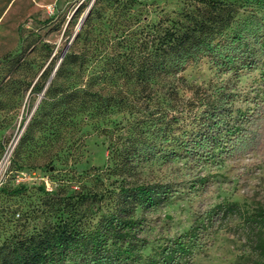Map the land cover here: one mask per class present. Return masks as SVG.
Segmentation results:
<instances>
[{"label":"trees","instance_id":"16d2710c","mask_svg":"<svg viewBox=\"0 0 264 264\" xmlns=\"http://www.w3.org/2000/svg\"><path fill=\"white\" fill-rule=\"evenodd\" d=\"M137 4L139 0H93L80 28L70 33L31 86L42 95L17 143L21 147L39 130L46 131L45 138L57 145L47 153L51 165L55 157H68L81 145L78 129L89 122L107 138L113 187L87 188L79 198L86 208L82 213L57 200L36 230L0 244V264H130L128 252L132 255L130 250L139 246L132 232L138 212L160 205L171 190L167 183L141 178L145 161L173 158L176 148L199 159L264 149V98L243 115L248 125L242 127L241 118L224 107L223 92L212 95L182 74L185 65L203 56L227 69L253 67L255 54L243 53L238 39L248 34L260 39L264 24L240 26L239 6L231 0H186L154 23L141 18L143 6L134 9ZM261 45L264 49V38ZM43 46L50 55L54 45ZM261 79L264 94V68ZM186 89L195 96L189 102L201 107L192 126L184 116ZM90 171L96 182L104 180L96 168L86 171L87 177ZM95 205L103 213L91 229L88 209ZM229 218L238 220L254 264H264L262 207L248 213L235 201L220 202L197 220V236L201 226ZM195 233L191 227L162 244L158 257L144 264L181 263L180 257L193 248ZM139 259L132 264H140Z\"/></svg>","mask_w":264,"mask_h":264},{"label":"rangeland","instance_id":"374dc122","mask_svg":"<svg viewBox=\"0 0 264 264\" xmlns=\"http://www.w3.org/2000/svg\"><path fill=\"white\" fill-rule=\"evenodd\" d=\"M139 1L141 4L134 9L143 6L141 18L154 23L160 16L182 8L186 0ZM231 1L239 6L236 17L240 26L243 23L247 27L258 25L260 21L264 24V0ZM81 2L82 12L79 10L73 16ZM92 2L0 0V244L36 230L57 200L67 203L68 209L73 207L82 213L86 208L79 198L87 188H95V184L99 189L113 187L109 183L114 176L107 168V138L89 122L78 129L81 145L68 157L66 154L65 158L55 157L51 165L47 153L55 151L57 145L45 138L49 137L46 131L41 129L34 140L21 147L17 145L42 95L37 89L32 91L31 86L67 42L70 33L80 28V18ZM259 35L260 39L250 34L238 39L243 53L255 54L253 67L238 68L236 65L227 69V65L203 56L185 65L182 73L187 82L207 88L206 91L214 92L212 95L223 92L224 107L241 118L242 127L248 125L247 116L243 115L264 98L261 84L264 26ZM45 42L54 45L48 56L43 46ZM182 95L185 102L195 97L188 89ZM200 108L188 103L184 116H188L189 126L199 120ZM175 150L177 155L173 158L148 160L139 169L144 181H161L171 190L163 203L138 212L139 223L132 232L133 242L139 246L130 250L132 255L128 252L126 261L135 263L132 259L139 256L138 262L144 264L149 258H157L162 244L192 227L196 231L193 248L180 257L179 264H254L244 243L243 231L236 226L238 220L229 218L213 225L205 224L198 228V236L196 224L220 202L235 201L248 213L256 207L264 209V149L203 159L186 157L181 149ZM90 168L102 171L104 180L96 182L92 171L87 177L85 172ZM88 212L92 213V229L103 210L95 205Z\"/></svg>","mask_w":264,"mask_h":264},{"label":"water","instance_id":"95a60500","mask_svg":"<svg viewBox=\"0 0 264 264\" xmlns=\"http://www.w3.org/2000/svg\"><path fill=\"white\" fill-rule=\"evenodd\" d=\"M88 9H89V7L86 9V12H85V13L83 14V16L80 18V21H79V24H78V28L80 27V24L82 23L84 17H85L86 14L88 13ZM78 28H77V29H78ZM76 32H77V30H76Z\"/></svg>","mask_w":264,"mask_h":264}]
</instances>
